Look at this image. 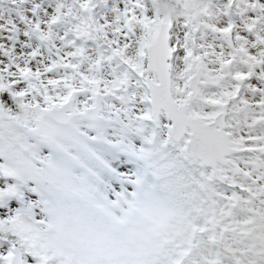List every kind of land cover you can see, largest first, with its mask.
Returning <instances> with one entry per match:
<instances>
[{"label": "snow or ice", "instance_id": "6c2138e0", "mask_svg": "<svg viewBox=\"0 0 264 264\" xmlns=\"http://www.w3.org/2000/svg\"><path fill=\"white\" fill-rule=\"evenodd\" d=\"M8 2L0 264H264V0Z\"/></svg>", "mask_w": 264, "mask_h": 264}, {"label": "flooded vegetation", "instance_id": "af4514ba", "mask_svg": "<svg viewBox=\"0 0 264 264\" xmlns=\"http://www.w3.org/2000/svg\"><path fill=\"white\" fill-rule=\"evenodd\" d=\"M158 0H155L157 2ZM179 5V14L174 10H170L168 20L171 22H180L182 23L186 18L191 17L193 22L202 23V16L199 13L203 12V0H176ZM45 4H47L46 0H43ZM8 0H0V12H4L9 7ZM5 15L7 13L5 12ZM13 15H15L13 13Z\"/></svg>", "mask_w": 264, "mask_h": 264}, {"label": "rangeland", "instance_id": "374dc122", "mask_svg": "<svg viewBox=\"0 0 264 264\" xmlns=\"http://www.w3.org/2000/svg\"><path fill=\"white\" fill-rule=\"evenodd\" d=\"M47 4H45L43 2V0H29L28 4L26 5V7H31V4L33 2L35 3H41L42 5V9L44 7H47L49 9H54L55 4L57 3V0H46ZM121 3V7H123V0H120ZM113 4H115V2H112L110 0H108V6L111 7ZM10 7V5H8ZM104 7L103 4H101L100 8ZM155 9L159 12L161 17L164 18H169V12L170 10H174L175 12H177V15L179 14V5L177 4L176 0H158L157 2H155L154 5ZM99 10V9H98ZM105 9H103L102 11H104ZM15 14V13H14ZM29 15H31V13H29ZM41 15H43V11L41 10ZM102 15V12H101ZM3 21H0V23H2Z\"/></svg>", "mask_w": 264, "mask_h": 264}, {"label": "trees", "instance_id": "16d2710c", "mask_svg": "<svg viewBox=\"0 0 264 264\" xmlns=\"http://www.w3.org/2000/svg\"><path fill=\"white\" fill-rule=\"evenodd\" d=\"M110 1L116 3V0H110ZM108 7H109V6H108ZM103 9H104V7L100 8V9L98 10V14H99V15H101V12H102ZM105 10H106V9H105Z\"/></svg>", "mask_w": 264, "mask_h": 264}]
</instances>
